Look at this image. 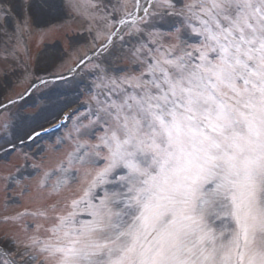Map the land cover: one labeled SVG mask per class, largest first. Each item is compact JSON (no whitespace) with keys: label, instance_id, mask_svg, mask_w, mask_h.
<instances>
[{"label":"snow or ice","instance_id":"obj_1","mask_svg":"<svg viewBox=\"0 0 264 264\" xmlns=\"http://www.w3.org/2000/svg\"><path fill=\"white\" fill-rule=\"evenodd\" d=\"M33 33L59 54L36 67ZM0 37L32 88L69 52L90 78L53 114L39 204L0 216V264H264V0H0Z\"/></svg>","mask_w":264,"mask_h":264},{"label":"rangeland","instance_id":"obj_2","mask_svg":"<svg viewBox=\"0 0 264 264\" xmlns=\"http://www.w3.org/2000/svg\"><path fill=\"white\" fill-rule=\"evenodd\" d=\"M73 27L75 28L77 25L74 24ZM9 30H11V22L9 23ZM3 39L5 38L0 37V40ZM52 42L51 38L41 40L40 36L35 33L27 38V50L31 57L30 63L32 67H36L41 53L47 57L59 55L56 48H46V45ZM80 45L83 50H87L86 40H81ZM58 47L67 48V44L61 40ZM3 50L4 45L0 43V56L3 55ZM26 58L24 53L21 52L20 59L24 60ZM74 63L75 57H72L69 52V55L64 56L62 60L56 59V64H63V68L58 69L53 66L49 71H59L60 75L66 76L70 72L69 69L74 68ZM15 67L16 64L11 59L7 62H0V103L8 104L9 100L16 99L24 94L28 88H31L27 81L22 80L19 72L14 73L12 71ZM5 68L8 69L7 72H5ZM38 75L48 81L52 79L43 72L38 73ZM89 79L87 70H77L71 77L66 79L49 81L47 85L38 84L37 87L31 89L29 97L23 102L15 101L14 105L8 104L7 110L0 109V124L5 121L8 123L7 129L0 127V137H4L6 131L9 135L24 136L26 132L50 123L55 118L53 114L58 112L63 101L86 91ZM53 85L58 86V90L55 93L48 94L46 90ZM67 131L68 129L57 134L53 137L54 139L45 140L43 144L39 143L31 148L32 150L29 149L30 145H25L20 151L18 150V152L11 154L12 156L8 155L0 158V216L6 214V212L22 211L26 207L34 208L39 204V198L34 188L36 182L40 179V173L36 172L32 166L41 163L48 167L54 166L59 154L51 152L50 146ZM44 144L46 145L44 146ZM41 148L44 151H40ZM17 167L24 172V175L21 184L10 190L11 195L9 197V194L4 190V185L7 182L4 177L9 174H15ZM29 173H32V175H29ZM21 187H28L29 191L20 195L17 199V193ZM9 198L17 200V202L6 205L5 201Z\"/></svg>","mask_w":264,"mask_h":264}]
</instances>
